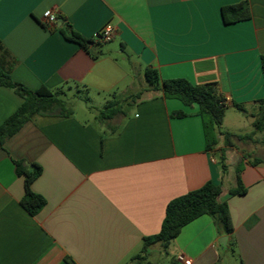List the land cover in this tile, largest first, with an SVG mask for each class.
I'll use <instances>...</instances> for the list:
<instances>
[{"label":"crops","instance_id":"obj_1","mask_svg":"<svg viewBox=\"0 0 264 264\" xmlns=\"http://www.w3.org/2000/svg\"><path fill=\"white\" fill-rule=\"evenodd\" d=\"M243 1L252 17L226 24L222 7ZM47 10L57 16L50 25L42 19ZM107 25L113 37L103 43L97 35ZM66 28L92 43L85 49L67 40ZM0 40L14 82L63 90L68 102L82 97L93 116L73 109L69 118L36 116L0 148V264H132L143 239L159 233L168 203L208 182L221 188L231 237L204 215L169 250L152 245L140 264H157L156 253L159 263L163 252L170 264L179 254L192 264H264V164H250L264 156V131L253 126L264 97V0H0ZM146 68L161 80L216 83L227 109L241 114L231 122L226 112L222 131L252 140L226 144L219 136L207 150L197 105L165 98L150 84L136 87ZM111 100L122 112L103 120L99 111ZM22 103L0 86V126ZM179 111L186 116H173ZM248 120L253 131L240 133ZM15 161L42 169L31 188L46 203L35 216L21 205ZM239 166L246 192L233 195Z\"/></svg>","mask_w":264,"mask_h":264},{"label":"trees","instance_id":"obj_2","mask_svg":"<svg viewBox=\"0 0 264 264\" xmlns=\"http://www.w3.org/2000/svg\"><path fill=\"white\" fill-rule=\"evenodd\" d=\"M221 14L226 24L249 20L252 17L248 1L224 6L221 9ZM61 33L67 40L75 42L85 49L92 43L70 28L62 29ZM94 58H98V55H95ZM261 67L264 75V56L261 57ZM11 68L12 61L6 58V51L0 40V86L12 89L23 99L22 105L0 126V148L26 122L33 120L36 116H54L63 119L73 115L63 90H52L46 86L30 90L13 81ZM145 79L153 86L154 90L160 91L165 98L177 99L188 107L198 106V115L203 121L207 150H212L218 145L219 136L224 137L226 144H229L233 137L240 141L252 140V134L235 135L222 131L225 111L229 107V103L219 92L216 83L195 85L186 79L161 80L158 72L152 68L145 69ZM257 104L259 107L253 126L256 132H262L264 131V97ZM233 106L238 111L245 112L242 105L234 104ZM121 112V103L111 100L99 111V115L101 119L109 120ZM173 116L184 117L186 114L179 111L175 112ZM262 145L264 147V140ZM14 164L17 175L24 178L25 194L21 205L30 215L35 216L46 203L45 199L31 188L34 180L40 176L42 169L37 164L29 169L23 161H15ZM250 164L254 166L264 164V156L253 158L250 160ZM240 173L241 167L239 166L236 170L237 188L231 191L233 195H242L246 192L241 183ZM220 194V186L208 182L200 189L190 191L169 202L159 233L144 238L139 254L131 258L130 262L132 264L145 262L149 256V248L154 244H161L164 248H168L186 225L204 215L213 219L220 235L231 237L234 228L229 208L226 202L220 201ZM230 247L234 248L233 242H230ZM66 261L68 264H73L69 258H66Z\"/></svg>","mask_w":264,"mask_h":264},{"label":"rangeland","instance_id":"obj_3","mask_svg":"<svg viewBox=\"0 0 264 264\" xmlns=\"http://www.w3.org/2000/svg\"><path fill=\"white\" fill-rule=\"evenodd\" d=\"M110 44V43H108ZM136 87L137 88H141V87H147L149 86V83L141 76H138L136 79ZM69 96H67L68 98ZM91 104L87 103L86 100L82 97H73L72 99L69 100L68 102V107L73 109L75 111V114L80 118H84V119H90L93 120V116L91 113H89V106ZM228 112V120L229 121H234L235 117H239L241 116L240 113H238L235 109H226L225 113ZM249 120L247 121V124L244 125V127L241 129L240 133H249L251 131H253V126L249 125ZM259 147L261 149L260 146H257L256 144H254V148ZM169 250V248L167 249ZM165 253L163 252V256L161 257V260L159 261V263L157 262L158 260V254H154L153 258H151V261L157 263V264H170L171 262V254H169L168 256L164 255ZM227 260V258H226ZM233 263L236 264L235 261H233ZM228 264V263H226Z\"/></svg>","mask_w":264,"mask_h":264},{"label":"built area","instance_id":"obj_4","mask_svg":"<svg viewBox=\"0 0 264 264\" xmlns=\"http://www.w3.org/2000/svg\"><path fill=\"white\" fill-rule=\"evenodd\" d=\"M43 22L46 25H50L56 22L57 16L51 10H47L43 14ZM113 37V28L110 25L105 26L97 35L99 41L103 43L111 42ZM175 264H192V261L183 254H179L175 258Z\"/></svg>","mask_w":264,"mask_h":264},{"label":"water","instance_id":"obj_5","mask_svg":"<svg viewBox=\"0 0 264 264\" xmlns=\"http://www.w3.org/2000/svg\"><path fill=\"white\" fill-rule=\"evenodd\" d=\"M245 115H247V113H245ZM252 121H255V118H252ZM226 240H227V237H222L221 240H220L221 244L225 245L226 244Z\"/></svg>","mask_w":264,"mask_h":264}]
</instances>
